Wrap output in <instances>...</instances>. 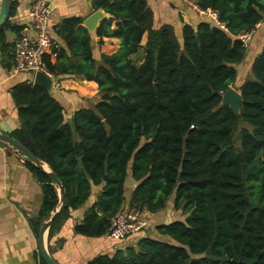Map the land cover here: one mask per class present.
<instances>
[{
    "label": "trees",
    "instance_id": "16d2710c",
    "mask_svg": "<svg viewBox=\"0 0 264 264\" xmlns=\"http://www.w3.org/2000/svg\"><path fill=\"white\" fill-rule=\"evenodd\" d=\"M91 4L110 15L95 31L97 45L113 38L118 50L95 60L82 19L71 18L58 29L66 48H52L54 63L51 55L44 57L54 77L97 85L88 106L66 122L62 106L44 88L22 83L12 91L20 128L11 137L65 188L66 207L47 233L49 253L61 224L98 188L74 227L78 236H107L127 208L154 215L172 202L183 221L158 225L156 238L142 236L88 264H264V47L250 63L251 78L238 86L239 115L220 104L246 60L248 48L237 36L252 34L264 21V0H197V8L216 13L225 30L210 22L183 24L180 37L170 25L155 27L147 0ZM8 29L16 35L22 30L8 20L0 45ZM144 35L145 57L135 67L130 57ZM26 167L42 191L40 210L30 220L37 236L58 194L47 175ZM128 177L135 187L125 204Z\"/></svg>",
    "mask_w": 264,
    "mask_h": 264
},
{
    "label": "crops",
    "instance_id": "0c3cea01",
    "mask_svg": "<svg viewBox=\"0 0 264 264\" xmlns=\"http://www.w3.org/2000/svg\"><path fill=\"white\" fill-rule=\"evenodd\" d=\"M32 1L12 0L15 6L14 13L9 18L11 26L24 28L30 24L28 11ZM46 2L50 8L48 25L51 41L58 48L65 49V42L58 35L59 26L64 20L80 18L82 19L81 26L84 27L83 21L95 12L92 4L89 5L91 0H46ZM147 3L154 13L155 27L170 25L177 37H180L183 24L195 27L199 23L210 22L207 17L201 15L197 8V0H147ZM1 11L2 1L0 0V13ZM112 28H115V22L112 23ZM89 36L95 60H99L101 54L111 55L119 48V41L116 39L103 38L102 44L97 45L99 39L95 36V31ZM18 37L19 35L8 29L4 33V43L0 45V132L10 137L20 128L12 91L18 84L33 85L30 81L31 74L15 70L14 44ZM145 42L146 35L142 38L140 49L144 48ZM263 47L264 21L257 25L250 36L246 58L251 57V60L247 64V72L250 63ZM144 57L143 52L141 56L135 54L130 59L133 65L138 67ZM51 62H55L53 57H51ZM241 68L242 64L237 67L239 77L243 72ZM54 78L57 80L52 81L49 94L62 106L64 119L69 122L75 111L88 106L87 100L96 97L97 85L77 77ZM239 85L240 82H237L230 87L239 92ZM125 184V204H128L135 182L128 177ZM98 191V188H93L89 201L82 208L71 212L69 218L61 224L49 243L50 253L47 241L48 231L45 233V247L57 263L88 264L98 256L111 255L117 250L134 246L139 238L146 236L147 232H150V237L156 238L157 234L154 229L158 225H163L167 221V223L183 221L181 214L173 211L172 202H170L161 212L154 215L144 214L145 230L136 236L118 241L108 236L101 238L78 236L74 232V227L82 220L85 210L96 200ZM41 201V187L26 167V163L20 156L0 144V264H40L37 236L31 228L30 220L37 216ZM172 211L178 213L180 217L171 218ZM164 220L166 222H163Z\"/></svg>",
    "mask_w": 264,
    "mask_h": 264
},
{
    "label": "built area",
    "instance_id": "2783aa9c",
    "mask_svg": "<svg viewBox=\"0 0 264 264\" xmlns=\"http://www.w3.org/2000/svg\"><path fill=\"white\" fill-rule=\"evenodd\" d=\"M200 13L210 20L211 25L225 30L216 13L211 11H200ZM49 15L50 8L46 0L32 1L28 11L30 24L22 28L14 44V65L17 72L31 75L40 73L49 79H54L44 62L46 55L55 58L52 48H57V45L51 41L49 33ZM250 36L251 34H240L237 38L247 47ZM145 227L146 221L139 211L128 208L112 220L107 236L116 241L123 240L143 233Z\"/></svg>",
    "mask_w": 264,
    "mask_h": 264
},
{
    "label": "water",
    "instance_id": "95a60500",
    "mask_svg": "<svg viewBox=\"0 0 264 264\" xmlns=\"http://www.w3.org/2000/svg\"><path fill=\"white\" fill-rule=\"evenodd\" d=\"M1 1H2V11L0 13V31L4 28L5 24L9 20V13L11 10V5H12V0H1ZM89 5H91L90 2H89ZM107 18H109L108 14H103L100 10H97L83 21V26L87 30V32L91 34L94 31H96L99 25V22ZM53 80H57V78L49 79L40 73H36L35 75L30 76V81L33 82L34 86L42 87L48 93H51V85H52ZM220 96H221V101H220L221 106H226L235 115H239L240 101H241L240 93L234 90L233 88L229 87L227 91L222 93ZM0 144L4 145L9 150L14 152L18 156H20L21 159L25 163L34 166L39 171L47 175L57 191L58 204L55 207V209L51 212L47 221L41 224L38 234H37V243H38V250H39L40 257L45 264H59L49 255L45 247L44 237L52 221L56 219L57 216L66 207L67 199H66L65 188L62 185L59 178L57 177V175L54 173V171L45 162L39 160L34 155H32L26 148H24L15 139L0 132ZM179 179L180 178H178V180ZM149 235H150V232H147L145 237L147 238L149 237Z\"/></svg>",
    "mask_w": 264,
    "mask_h": 264
},
{
    "label": "rangeland",
    "instance_id": "374dc122",
    "mask_svg": "<svg viewBox=\"0 0 264 264\" xmlns=\"http://www.w3.org/2000/svg\"><path fill=\"white\" fill-rule=\"evenodd\" d=\"M249 42H250V40H249ZM248 46H249V43H248ZM247 46V47H248ZM143 52H144V49H139V51L137 52V55L138 56H141L142 54H143ZM251 60V57H250V59H249V57L248 58H246V60L244 61V63L242 64V68H241V70L243 71L242 72V75H240V77H239V79H238V81L239 82H245L246 80H248V79H250L251 77H250V74L248 75V72H247V64L249 63V61ZM247 73V74H246ZM243 126V124H240V128ZM169 208V207H168ZM166 209V208H165ZM164 210V209H163ZM163 210H161V211H163ZM160 211V212H161ZM174 211V210H173ZM171 212L172 214H171V218H178V217H180V215L178 214V213H174V212ZM166 214V213H165ZM172 215H173V217H172ZM173 219V220H174ZM163 222H166L165 220L163 221ZM168 222V221H167ZM164 223L163 225H166V224H169V223ZM162 223V222H161Z\"/></svg>",
    "mask_w": 264,
    "mask_h": 264
}]
</instances>
